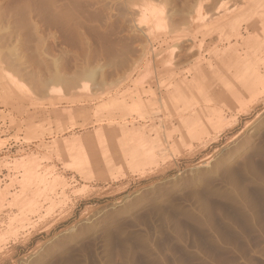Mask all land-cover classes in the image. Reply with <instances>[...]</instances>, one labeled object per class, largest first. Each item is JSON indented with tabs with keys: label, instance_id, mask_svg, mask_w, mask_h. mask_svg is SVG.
I'll list each match as a JSON object with an SVG mask.
<instances>
[{
	"label": "rangeland",
	"instance_id": "374dc122",
	"mask_svg": "<svg viewBox=\"0 0 264 264\" xmlns=\"http://www.w3.org/2000/svg\"><path fill=\"white\" fill-rule=\"evenodd\" d=\"M44 1L0 0V149L23 131L28 142L37 141L28 150H0V264H264V65L258 62L261 82L251 90L232 81L241 100L228 91L221 98V90L205 87L211 100L187 113L162 85L197 59L205 67L220 65L226 42L218 29L242 8L229 18L222 11L240 1L204 0L207 22L197 26L198 0H191L194 8L190 0H143L163 12V31L143 20L140 0L142 10L135 0H67L76 7L66 0ZM51 6L70 10L69 28H75H68L69 34L55 26ZM208 7L222 17L208 21L216 15L208 14ZM123 8L129 17L138 11L141 16L124 18ZM255 12L241 23L244 38L251 26H260ZM71 31H77L75 37H69ZM174 42L183 55L178 50L170 64L168 52L159 51ZM253 56L250 51L247 63ZM82 69L94 70L95 79L82 81L77 74ZM6 71L19 83H11ZM28 73L41 76L43 86L32 83ZM55 74L72 81L77 74L81 82L74 81L81 85L53 82ZM140 76L150 85L139 84ZM184 95L195 101L199 93L190 89ZM202 110L208 116L220 112L225 124L183 136V122L194 126ZM170 128L175 141H150L151 157L139 165L102 160L107 141L116 144L121 130L136 135ZM102 130L104 138L96 135ZM83 139L102 155L99 167L70 163L67 145ZM27 160L38 181L26 174Z\"/></svg>",
	"mask_w": 264,
	"mask_h": 264
},
{
	"label": "bare ground",
	"instance_id": "6f19581e",
	"mask_svg": "<svg viewBox=\"0 0 264 264\" xmlns=\"http://www.w3.org/2000/svg\"><path fill=\"white\" fill-rule=\"evenodd\" d=\"M70 1V0H69ZM69 1H67L66 0V2H68L69 3ZM125 1H127V0H124V2ZM130 1L131 0H129V3H130ZM133 2H134V0H132ZM131 1V2H132ZM141 1H143V0H140L139 2H141ZM191 1V0H190ZM195 1V0H194ZM193 1V2H194ZM199 2V8H200V10H199V14H198V17L195 15V17H197L196 18V21L197 22H195V23H197L196 25L197 26H202L205 22H207L206 20L207 19H205V17L203 16V14H202V11L204 10V8H205V6L204 5H202V3L204 4H206V2L203 0H198ZM220 1V0H219ZM226 1V0H225ZM229 1V0H228ZM232 1V2H231ZM235 2L237 1V0H234ZM234 1L233 0H230V2L231 3H234ZM240 1V3L239 4H236L235 3V5L236 6H234V7H229L228 6V8H230V9H227L226 7H224L226 10H227V12H226V10L223 12L222 11V14H223V17L226 15V17L227 18H229L228 17V15H230L232 12H234L235 13V11H238L239 9V7L240 8H242V9H240V11H238L237 12V14L231 19V20H229L225 25H224V27H220L218 30H219V32L218 33H220V39H221V41H223V42H226V46H224V50L222 51V53H220L219 55L221 56V58H217L218 60H219V62H220V65H214V64H212L211 62L209 63V65H208V63H207V65H208V67H205L204 66V63L202 62V64H201V62H200V60H196V63L193 65V66H191V67H189L187 70H185V72H183V73H177V72H175L172 76H171V80L170 81H168V82H163V81H161V82H163V84L162 83H159V84H162L163 85V87L164 88H166L165 89V91L166 92H169V96L173 99V100H175L177 103H178V107H179V110H180V112L181 113H187V112H191V111H193V109L195 108V106L196 105H200L201 103H208L210 100H211V98L208 96V95H204V93L206 94V88L205 87H209L210 89L209 90H221V91H224L223 93H221V91H220V97L221 98H224V99H226V96H225V91H228L229 93L228 94H230L231 95V97H232V95L234 96V98H236L237 100L238 99H240V96H239V92H238V90H237V88H233V84H232V81H239L240 82V84L239 85H241L242 87H244L245 89V91L247 90V91H249V90H251V88H253L258 82H261V79H260V77H261V68L260 67H258V62H261V63H263V61H264V10L262 11L261 10V8H262V6H263V4H264V0H239ZM42 2V1H41ZM43 2H45L44 0H43ZM76 2V1H75ZM132 2V3H133ZM149 2V1H148ZM148 2H144L143 1V10L141 9V8H139V6L137 5V4H139V3H137V1L135 0V3H136V5H137V9L139 8V10L141 9L142 10V15H143V20L147 23H149L150 25H152V28H154L155 30H157V31H163V30H165V27L167 26V22H166V19H165V17L163 16V12L162 11H160L157 7H154L152 4H151V2L150 3H148ZM189 2V1H188ZM192 2V1H191ZM192 2V3H193ZM196 2H197V0H196ZM223 2V1H222ZM71 3H73L74 4V6L76 7V4L72 1ZM71 3H69L70 5H71ZM119 3H121L122 4V2H121V0H120V2ZM118 3V4H119ZM129 3H127V5L129 4ZM131 3V5H133ZM183 3V2H182ZM185 3H187L186 1L184 2V4ZM190 3V2H189ZM188 3V4H189ZM192 3H190V4H192ZM215 3H218L217 2V0H216V2ZM225 3V2H224ZM50 4V3H49ZM69 4H67V5H69ZM77 4H78V1H77ZM117 4V5H118ZM120 4V6H119V8H121L122 9V7H124L123 5H121ZM142 4V3H141ZM140 4V5H141ZM184 4H182V6L184 5ZM188 4H186L187 6H188ZM194 4V3H193ZM192 4V5H193ZM196 4V5H197ZM221 4H223V3H221ZM220 4V5H221ZM51 5V4H50ZM192 5H189L190 7L192 6ZM197 5V6H198ZM216 5V4H215ZM220 5H218V7L220 6ZM232 5V4H231ZM230 5V6H231ZM54 6H55V4H54ZM54 6H51L52 7V9H50L49 7V11H51L52 13H49L50 15H51V19L53 20V22H55V26H56V24H59L60 26H62V27H64L66 30H67V33L69 34V32H68V28L69 27H71V25H72V23H71V14H70V10L69 9H56V8H54ZM57 7H58V5H56ZM59 6H61V7H63L62 6V4H60ZM72 6V5H71ZM70 6V7H71ZM73 6V7H74ZM78 6V5H77ZM129 6H130V4H129ZM194 6H195V4L193 5V7H191V8H194ZM203 6H204V8H203ZM217 6V5H216ZM216 6H215V8H216ZM244 6V7H243ZM117 7V6H116ZM126 7V6H125ZM124 7V8H125ZM141 7V6H140ZM186 7V6H185ZM222 7V6H221ZM220 7V8H221ZM69 8V7H68ZM72 8V7H71ZM119 8H117V9H119ZM123 8V10H124V14L123 13H121L122 15L121 16H123V15H127L126 16V18L127 19H129L130 17L131 18H135V17H137V18H139L138 16H135V13L136 12H134V17L133 16H128V14L130 13V12H127L126 13V11L127 10H125ZM128 8V7H127ZM133 7L131 6V9H132ZM157 8V9H156ZM183 8V7H182ZM187 8V7H186ZM189 8V7H188ZM206 8H207V6H206ZM206 8H205V10H206ZM209 8V7H208ZM211 8V7H210ZM210 8L208 9V10H210ZM217 9V8H216ZM221 9H223V7L221 8ZM43 10H45V12H46V8L45 9H43ZM128 10H129V8H128ZM134 10V9H133ZM183 10V12H184V10H185V8H183L182 9ZM192 10V9H191ZM213 10H214V8H213ZM219 10V9H218ZM217 10V11H218ZM260 10H261V12H260ZM49 11H47V12H49ZM119 11V10H118ZM130 11H132V10H130ZM137 11V10H136ZM185 11H190L189 9L187 10H185ZM217 11H215L214 10V12L213 11H209L208 12V14H210V12L212 13H215L216 15L215 16H213V17H211L212 19H210V20H208V21H211L212 22V20L213 19H215V18H218V16H220L221 15V12H220V10H219V12L220 13H218ZM257 12L258 11V13H257V15L259 16V19H260V26L259 27H257V26H251V28H250V30H252V33L249 35V36H247V37H245L244 38V36H243V34H242V31H241V23L242 22H245V21H247L250 17H251V14L252 13H254V12ZM139 12V14H137V15H140L141 13H140V11H138ZM182 12V13H183ZM226 12V13H225ZM255 12V13H256ZM132 13V12H131ZM181 13V12H180ZM194 13V12H193ZM225 13V14H224ZM133 14V13H132ZM131 14V15H132ZM186 14H189V12H187ZM191 14V13H190ZM118 15H120V12H119V14ZM130 15V14H129ZM183 15V17H184V14H182ZM181 15V16H182ZM205 15V14H204ZM214 15V14H213ZM141 16V15H140ZM210 16H212V14L210 15ZM209 16V17H210ZM73 17V16H72ZM124 18H125V16H123ZM129 17V18H128ZM178 17H180V16H178ZM185 17H186V15H185ZM189 17H192V16H190L189 15ZM207 17H208V15H207ZM221 17H222V15H221ZM220 17V18H221ZM257 17V16H256ZM122 18V17H121ZM130 18V19H131ZM177 18V17H176ZM182 18V17H181ZM194 18V17H193ZM174 19V18H173ZM190 18H188L187 20L188 21H186V19H185V21L186 22H190V21H192V20H194V19H190ZM219 19V18H218ZM226 19V18H225ZM73 20V19H72ZM124 20V19H123ZM140 20V19H139ZM175 20V19H174ZM178 21H180L179 19H177ZM132 22V20H129V23H131ZM136 21V20H135ZM143 21V22H144ZM176 21V20H175ZM178 21H177V23H178ZM181 21H183V18L181 19ZM181 21H180V23L179 24H182L181 23ZM184 21V22H185ZM225 20H223V22H224ZM253 21V20H252ZM128 22V21H127ZM144 22V23H145ZM69 23H71V25L69 26ZM135 23V22H134ZM140 23V22H139ZM139 23H137V24H139ZM191 23V22H190ZM210 22H208V24H209ZM52 24V23H51ZM54 24V23H53ZM140 24H142V22L140 23ZM148 24V25H149ZM172 24V26H174L173 25V22L171 23ZM174 24H176L175 22H174ZM221 24V23H220ZM131 26H133V27H135L134 25H132V24H130ZM188 25L190 26V24L188 23ZM188 26V27H189ZM191 26H193V25H191ZM197 26H196V28H197ZM217 26V25H216ZM215 26V27H216ZM57 27V26H56ZM139 27V26H138ZM138 27H136V28H138ZM209 27V26H208ZM247 27V26H246ZM254 27V28H253ZM74 28L75 27H72V28H69V29H73L74 30ZM131 28V27H130ZM148 28H151V27H148ZM194 28V27H193ZM200 28V27H199ZM65 29H63V30H65ZM153 29V30H154ZM173 29V28H172ZM207 29V28H206ZM65 30V31H66ZM75 30H77V29H75ZM135 30V29H134ZM146 30V29H145ZM144 30V31H145ZM152 29H150V31H151ZM209 30H211V29H209ZM215 30V29H214ZM64 31V32H65ZM217 31V30H216ZM249 32V30L247 29L246 30V32ZM75 32H77V31H74L73 33L75 34ZM146 32H148V31H146ZM184 32H186V31H184ZM206 32V31H205ZM204 32V33H205ZM71 33H72V31H71ZM73 33H72V35L71 36H69V37H72V36H74L73 35ZM213 33V32H212ZM217 33V34H218ZM78 34V33H77ZM142 34H145V33H142ZM64 35H66V34H64ZM149 35V36H148ZM148 35H145V36H148V38H151L150 37V35H151V33L150 34H148ZM214 35V34H213ZM213 35H212V37H213ZM142 36H144V35H142ZM210 36H211V34H210ZM216 36V35H215ZM75 37V36H74ZM77 37V36H76ZM79 37V36H78ZM146 38V37H145ZM215 38V37H214ZM152 39H153V36H152V38L150 39L151 41H152ZM189 39V38H188ZM213 39V38H212ZM66 40H68V39H66ZM154 40V39H153ZM187 40V39H186ZM72 41H73V39H72ZM71 41V43H73ZM145 41H147V39L145 40ZM150 41V42H151ZM181 41V40H180ZM179 40L178 41H176V42H180ZM185 40H183V42H184ZM235 41V42H234ZM69 42V41H68ZM149 41H148V44L150 43ZM194 41H191V44L193 43ZM234 42V43H233ZM181 43H182V41H181ZM185 43H187L186 41H185ZM222 43V42H221ZM233 43V44H232ZM68 44H70V43H68ZM190 44V45H191ZM170 45V44H169ZM228 45V46H227ZM145 46H147V43H146V45ZM150 45H148L147 47H149ZM167 47H168V45H166ZM179 46H182V45H180V43H179ZM186 46V45H185ZM189 46V45H188ZM187 46V47H188ZM192 46L193 47H195L196 46V44H195V46L192 44ZM165 48L164 50H168V51H163V49L161 50V51H159V49H157V51H159V52H168V55H169V60H168V62L171 64L172 63V59H173V56L178 52V45L176 44L175 45V42H174V46L173 45H170V47H171V49L169 48ZM183 48H184V46H182ZM189 47H191V46H189ZM239 47H242L243 48V53L242 52H240V48ZM145 50H147L145 47H143ZM186 48V47H185ZM208 48V47H207ZM216 48V47H215ZM181 49V48H180ZM187 49V48H186ZM185 49V50H186ZM29 50V49H28ZM150 50V49H149ZM154 50V49H153ZM195 50V49H194ZM183 51V50H182ZM182 51H180L179 50V52L181 53ZM250 51H252V52H254V56H253V59H252V61H251V63L249 64V63H247V57H249L250 56ZM197 52V51H196ZM201 52V51H200ZM208 52V51H207ZM220 52V51H219ZM204 53V52H203ZM178 55H179V53H178ZM182 55H183V52H182ZM195 55V54H194ZM202 55V54H201ZM200 55V56H201ZM218 55V56H219ZM180 56V55H179ZM184 56H185V53H184ZM192 56V55H191ZM196 56V55H195ZM219 56V57H220ZM181 57V56H180ZM194 57V56H193ZM192 57V58H193ZM260 57H262V58H260ZM191 58V57H190ZM205 58V57H204ZM260 58V59H259ZM182 59H185V58H181V60ZM187 59H188V57H187ZM178 60H180L179 58H178ZM189 62H191L190 60H188ZM193 61V60H192ZM188 62V63H189ZM218 62V61H217ZM183 64V63H182ZM192 64V63H191ZM15 65L17 66V63L15 62ZM19 65V64H18ZM43 64L41 63V66H42ZM264 65V64H263ZM44 66V65H43ZM42 66V67H43ZM186 66V65H185ZM18 67V66H17ZM20 67V66H19ZM262 67V66H261ZM44 68V67H43ZM42 68V69H43ZM187 68V67H186ZM75 70V69H74ZM7 72V71H6ZM74 72V71H73ZM8 73V72H7ZM61 74H62V72H60ZM65 73V72H64ZM264 73V72H263ZM8 74H10V73H8ZM31 74V75H30ZM43 74V73H42ZM79 76H80V79L82 80V81H84L85 83H86V81H90V80H94L95 79V76L97 75L95 72H94V70H88V69H82L79 73H77ZM77 74L74 76L73 75V77H75V78H73V81L74 80H77L76 78H78L77 77ZM144 73H142L141 75H143ZM213 76V74H214V78H212L211 77V75ZM27 75V74H26ZM63 75V74H62ZM181 75V79L179 80V81H177V78L179 77ZM227 75V76H226ZM28 77H30L29 79L31 80V82L33 83L34 82V84H36L38 87H40L41 88V86H43V83H42V81H41V76L40 77H38L37 75H35V73L34 74H32V73H28V75H27ZM43 76V75H42ZM68 76V75H67ZM70 76V75H69ZM32 77V78H31ZM102 77V76H101ZM70 78V77H69ZM68 78V79H69ZM216 78V79H215ZM71 79V78H70ZM67 80V79H64V77L62 78L61 76H59L58 74H55V75H52V78H51V80L53 81V82H60V83H62V81L65 83V84H67L68 86H72L73 84L75 85V84H77L76 82H81V80H77L76 82L74 81H72V79L71 80ZM79 79V78H78ZM153 80V79H152ZM156 80V79H155ZM148 81H150L149 79L147 80V79H145L144 77H142V76H140V80H139V84H143V83H148ZM10 82L11 83H13V84H16V83H19V81L16 79V77H15V75H12V74H10ZM155 82H157V81H155ZM85 83H84V85H85ZM151 83V82H150ZM150 83H148L149 85H150ZM152 83H154V81L152 82ZM63 84V83H62ZM77 85H81V84H77ZM36 86V87H37ZM152 86V85H151ZM241 86H240V88H241ZM155 87V86H154ZM77 88V87H76ZM190 89H193V90H196L198 93H199V96H198V98H197V100H193V99H190V98H186L185 97V95L184 94H186V91L187 90H190ZM184 92V93H183ZM140 93L141 94H143V90H141V88H140V90H138V92H137V96L141 99V96H140ZM198 95V94H197ZM219 95V94H218ZM194 97H196V96H194ZM235 99V100H236ZM244 99V98H243ZM193 100V101H192ZM234 100V99H233ZM241 100V99H240ZM207 113H210V112H208V111H206V112H204L203 110L202 111H199L198 113H196L195 115H196V118H197V124H195L194 126H187V123H186V121H184L183 123H185L184 124V126H183V128L181 129L183 132V136H191V137H196V136H200L201 134H203V133H205L206 131H207V129H206V127H207V125L209 124L210 125V127H213V128H215V127H221L222 125L221 124H223L225 121H223L222 119V115L220 114V112H218V113H213V115L212 116H208V115H206ZM189 115H191V114H189ZM192 118H193V116H192ZM227 123V122H226ZM225 124V123H224ZM227 126V125H226ZM212 129V128H211ZM106 131H107V128H106ZM116 131H118V130H116ZM121 132V134H120V136H118V141H116L117 143L116 144H112V145H109V143L111 142V140H110V142L109 141H107L108 142V144H107V146L105 145V158L104 159H102V160H104L108 165H110V166H112L113 164H115V163H117V162H120V163H122L123 165H139L142 161H144V160H149L150 159V157H151V150H150V145H149V142L150 141H153V140H159L160 138H162L163 140L165 139L166 141H168V142H174L175 140L173 139L172 141L170 140L171 138H174V136H175V134H176V130L175 129H173V128H170V130H169V132L167 133V132H165V133H157L155 130H151V132H149V131H140V132H138V134H136V135H130V134H125V133H123V131L121 130V131H119V133ZM96 133V132H95ZM94 133V134H95ZM104 133V131L102 130V132L101 131H98L97 132V136H99L100 138H104L103 137V134ZM106 133V132H105ZM156 134V135H155ZM119 135V134H118ZM94 136V135H93ZM106 136H107V134H106ZM105 136V137H106ZM112 136V135H111ZM129 136H139V137H137V138H130ZM152 136H156L155 138H153L152 139ZM161 136H165V137H161ZM88 137V136H87ZM108 137V136H107ZM114 137V136H113ZM88 138H90V136L88 137ZM95 140H96V136H95V138H94ZM99 139V138H98ZM103 140V139H102ZM106 140V139H105ZM114 140H115V138H114ZM97 141V140H96ZM95 141V142H96ZM99 141V140H98ZM97 141V142H98ZM100 143H101V141H99ZM103 142V141H102ZM106 142V143H107ZM112 142H113V139H112ZM92 142H88V140H85V142H84V139L80 142V144H78V145H75V146H72V145H70V144H68L67 146L69 147V157H68V155L66 154V157H68V159L70 160V163L72 164V165H74V166H77V167H79L82 163H83V161L85 162H87L88 161V167H91L90 169H92L93 167H99V165H100V158H103V157H99L98 155H100V156H102L100 153L97 155V153L93 150L94 149V146L91 144ZM94 143V142H93ZM105 143V144H106ZM97 145H99V143H96ZM102 145H104V144H102ZM101 146V145H100ZM99 147V146H98ZM65 152V151H64ZM66 153V152H65ZM104 154V153H103ZM23 164L25 165V166H27L28 167V169H27V175L28 176H30V178H31V175H32V178H36L37 179V181H38V179H40V177H39V173L37 174L36 172L37 171H34V168L32 167L33 166V163H32V161L31 160H27V161H24L23 162ZM84 166V165H83ZM98 172V171H97ZM100 173V172H99ZM36 174V175H35ZM103 174V173H102ZM27 177V176H26ZM42 178V177H41ZM25 185V187L24 188H27L26 186V184H24ZM26 191V190H25ZM27 193H28V191H27ZM5 194V193H4ZM18 194V193H17ZM23 195V194H22ZM15 197V196H14ZM22 197V196H21ZM17 198H20V197H17ZM20 201V200H19ZM1 239H2V237H0V241H1Z\"/></svg>",
	"mask_w": 264,
	"mask_h": 264
},
{
	"label": "crops",
	"instance_id": "0c3cea01",
	"mask_svg": "<svg viewBox=\"0 0 264 264\" xmlns=\"http://www.w3.org/2000/svg\"><path fill=\"white\" fill-rule=\"evenodd\" d=\"M262 58V57H261ZM262 64H264V61H263V63ZM259 67V66H258ZM165 91V90H164ZM165 93V92H164ZM126 120H130V119H126ZM132 121V120H131ZM132 122H134V121H132ZM136 122V121H135ZM136 124V123H135ZM25 136H26V134H24V131H23V133H21V134H19V138H18V140H16V139H11L10 140V142L7 144V145H5V146H3V148H1L0 150H9V149H18V150H20V149H24V150H28L29 148L31 149V148H33V147H35V145H36V143H37V141H31V142H28L27 140H26V138H25ZM5 152V151H4Z\"/></svg>",
	"mask_w": 264,
	"mask_h": 264
}]
</instances>
